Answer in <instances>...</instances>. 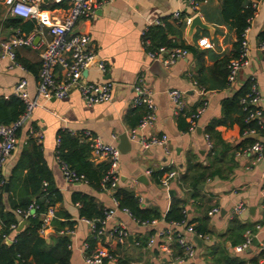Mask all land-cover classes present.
Here are the masks:
<instances>
[{
	"label": "crops",
	"instance_id": "crops-1",
	"mask_svg": "<svg viewBox=\"0 0 264 264\" xmlns=\"http://www.w3.org/2000/svg\"><path fill=\"white\" fill-rule=\"evenodd\" d=\"M0 0V7H2ZM190 0H111L101 4L95 15L88 20L83 18L77 21L76 28L80 32H87L91 35L92 46L95 51L97 61L105 65V72L97 69L96 64L88 67L85 78L89 81L108 80L113 83L112 98L110 101L94 105H87L75 90L70 91L62 99L51 98L45 100L39 98V105L34 108L30 118L17 131V145L11 156L2 168L4 184L7 183V190L4 189L2 200L5 209L10 208V202L16 198L24 189L25 179L28 178L29 164L36 161V156L32 153V144L28 143L29 138H34L28 133V128L33 127L40 130L41 157L38 165H45L47 178L44 179L49 186L58 190L62 195V200L54 204L56 209L55 218L58 212H68L74 221L71 227L65 226L63 229L55 230L52 220V227L47 235L43 237L49 246H52L56 238L62 234H67L69 238L68 249L71 251L69 264H86L83 253L80 250L83 242L89 243V248L85 254L92 253L96 243L89 225L79 217V204H73L70 200L71 194L75 191H85L93 196L95 201L101 203L103 210L114 209L113 221L123 223L131 236V241L127 238V243L119 245L114 241L105 242L110 252L116 256L115 261L105 259L104 264H120L119 256L125 250L132 258L127 264H163L168 262L157 246L147 247L150 235L158 228L167 227L168 223L163 219V215L168 210L171 200L175 197L186 200L187 218L197 221L198 217L212 207H218L219 211L211 216L207 214L208 234L206 237H192L196 247L195 259H190L181 264H213L210 250H218L223 245L231 255L243 260L246 264H263L260 252L264 249V231L257 232L252 240V244L245 250H237L235 247L244 240V232L241 234L242 240L232 244L229 239V226L231 220L236 219L241 223L252 226L256 222L264 220V183L262 179V169L264 167V51H261L257 44L259 35L264 29V0H258L257 10L250 22L247 39L250 45V56L248 65L242 68L236 76L231 86L219 88L217 83L221 77L217 74L215 64L219 59L230 58L236 52L234 44L237 36L233 29H228L224 25H216L207 22L202 14V10L210 12L219 9L220 0H205L197 10H193L189 5ZM43 4L50 5L46 0ZM180 9L182 17L199 14L202 20L211 29L203 30L198 27L192 34L187 35L188 24L180 30L178 24L173 19H166L162 25L166 38L172 43H180L197 47V52L189 50V55L177 60L168 67H164L158 60L148 57L141 45V31L148 20L154 18H165L172 11ZM0 15V37L6 38L10 28H5ZM33 21V20H23ZM34 22V21H33ZM170 24V28L166 27ZM33 28L30 30H34ZM153 28V37L158 34L159 27ZM30 31H28L30 33ZM208 37L213 46L203 48L196 46L199 37ZM47 39L48 36L35 35L36 43L40 39ZM153 40V39H151ZM156 45L155 41H151ZM16 62L20 59L31 63L39 62L38 50L33 46H19L16 49ZM96 61V62H97ZM141 75L143 80L153 91V101L156 104V120L151 129L144 128V134L167 133L171 154L165 155L161 148H143L136 141L131 142V149L127 153H121L118 168L117 186L132 189L141 198L145 207H154L161 212V218L155 224H142L131 218L127 213L114 206L110 191L102 189L94 190L86 182H67L62 176L59 163L56 161L55 152L57 138L60 131L81 132L89 130L99 135L104 142L113 143L116 146L122 133L136 126H131L132 122L140 117L143 107H134L131 103L133 97L132 84L137 76ZM250 77H254L258 83L260 93V104L263 110L261 126L253 128L254 131L241 134L239 124L234 120L222 119L221 106L225 98L231 97L240 91ZM20 78L27 81L26 91L29 97L36 96L37 74L29 71L28 68L11 65L7 58H0V97L8 99L13 95V87ZM192 80L201 81L207 92L201 94L195 90ZM169 88H178L185 92L186 113L192 112L204 99L207 101L205 109L196 119L195 129L190 131L180 130L178 127V117L173 113L166 91ZM184 117V116H183ZM234 117V114H232ZM185 122L188 123L185 118ZM213 128L218 137L224 141L228 147H217L218 160L212 163L213 168H219L220 174L206 179L202 188H199V199L203 206L197 207L194 201L188 200L185 188L180 184V176L191 163H211V149L213 140L205 138L208 135V128ZM245 131V132H246ZM244 136H253L262 146V158L260 161L251 164L253 155H239ZM128 137V136H127ZM118 147V146H117ZM95 165L106 164L103 159L92 160ZM103 163V164H102ZM150 170V173L147 171ZM176 170L179 173V180H172L168 187H161L153 180V171ZM162 174V175H163ZM144 176V178H141ZM143 179V180H141ZM136 180V182H134ZM43 181V180H42ZM13 189L9 190L10 184ZM4 188V185H3ZM8 192V194H7ZM243 203L246 210L238 215L231 214L232 208L237 203ZM19 210V209H18ZM27 220V219H26ZM26 220L19 218L18 224ZM62 220V219H61ZM110 225V223H108ZM18 227V225H17ZM16 229V232L20 231ZM1 228V226H0ZM246 229V230H247ZM13 235L4 236L2 241L7 245L13 242ZM147 238L146 245L137 248L139 239ZM108 241V242H107ZM69 245L71 247H69ZM179 248V247H178ZM181 249H175L178 254ZM32 262V261H31ZM33 263V262H32Z\"/></svg>",
	"mask_w": 264,
	"mask_h": 264
},
{
	"label": "built area",
	"instance_id": "built-area-1",
	"mask_svg": "<svg viewBox=\"0 0 264 264\" xmlns=\"http://www.w3.org/2000/svg\"><path fill=\"white\" fill-rule=\"evenodd\" d=\"M53 7H42L43 0H2L1 4L4 8V15L1 20L8 17H16L22 20H33L34 30L25 32L21 27L10 28V32L6 38L0 37V58H7L11 65L24 67L16 62V49L19 46H33L38 50L40 59V67L37 74L36 96L31 98L26 91L27 81L20 78L13 87V95L20 98L25 107L19 117L10 123H0V191L3 188L4 180L2 177V168L15 150L17 145V131L30 118L35 107L39 105V98L49 100L51 98L62 99L75 90L79 93L81 99L87 105H94L102 102L110 101L112 98L113 83L108 80L89 81L85 78L83 71L89 63L95 59V51L92 46L91 35L87 32L77 30V21L81 18L88 20L95 15L96 9L103 3L111 0H47ZM205 0H190L189 5L195 11L198 6ZM257 1L252 6L257 10ZM195 15V14H193ZM192 16L182 17L181 10L172 11L165 18H154L148 20L141 31V45L149 58L158 60L164 67H168L177 60L183 59L189 55V50L185 47L174 46L167 47L164 45L152 47L151 41L145 36L147 30L151 26L162 25L166 19L183 21L190 23ZM252 18L249 19L247 27L242 33L239 53L236 57L230 59L227 68V86H231L235 81L237 73L248 65L250 56V45L247 39L248 28ZM46 35L47 39H40L34 42L35 35ZM196 46L209 48L213 44L208 37H199L196 40ZM258 48L264 51V42H258ZM97 69L105 72V65L101 61L95 62ZM249 90L241 98L243 109L247 110V121H255L261 126L263 110L260 104V93L258 83L254 77H250ZM195 90L203 94L207 92L200 87L196 80H192ZM133 97L131 103L134 107H143L144 114L136 126L130 128L128 133L129 141H136L143 148L159 147L165 155L171 154L169 145V136L167 133L160 134H144V128L151 129L154 127L156 120V104L153 101V91L149 85L145 83L141 75L137 76L132 84ZM169 103L176 115L184 116L188 121V130L195 129L196 119L207 105L206 100L191 112L186 113V103L184 100L185 92L178 88H169L166 91ZM254 131L253 129L249 132ZM72 135L80 136L82 140L89 143L90 154L92 160L103 159L108 168L102 179V187L110 191L112 200L116 208L121 209L134 219L128 208L118 206V200L113 196L114 188L118 183V168L120 163L121 152L119 148L113 144L104 142L99 135L89 130L81 132L68 131ZM28 133L33 136L37 143L41 142V132L33 127L28 128ZM245 133H248L247 131ZM208 142V135L205 134ZM59 136L57 138V145ZM210 146V142H208ZM263 146L259 141H255L249 147L238 152L239 155L252 154L251 164L258 162L262 158ZM56 161L60 165L61 173L67 182H85V177L78 174L72 169L57 153L55 152ZM151 171L148 170L147 173ZM262 179L264 183V167L262 169ZM179 180V173L176 170L166 171L160 180V186L165 188L169 186L170 181ZM136 182V180H134ZM47 183L44 182V186ZM139 202L141 198L137 195ZM246 210L243 203L239 202L232 208L231 214L238 216ZM55 207L48 206L44 211L41 210L39 204L33 200L26 208L19 209L21 220L31 217H40V226L38 234L47 235L52 227V220L55 218ZM218 207H212L207 211L209 216L217 213ZM183 213L186 215L184 219L179 221H167V227L158 228L150 235L147 241V247L152 248L154 245L159 248L162 254L167 257L171 264H181L182 262L196 257L195 242L192 237L188 238L185 234L204 238L206 235L197 234L187 218V211L184 207ZM114 209H104L102 218L87 219L81 218L89 225L90 232L95 239V247L90 254H85L89 248L88 242H83L80 250L83 253V259L86 264H104L105 259L115 261L114 256L109 248L105 245L106 240H112L119 245L127 243L128 231L126 226L118 221H113ZM135 220V219H134ZM158 219H153L142 224H155ZM110 223V225H108ZM14 228V224L11 225ZM264 231V220L256 222L252 229L244 232V240L235 248L237 250H245L252 244L253 237L257 232ZM107 241V242H108ZM177 245L181 249V254L174 253V247ZM69 247H71L69 245ZM21 264H34L30 260H22ZM58 264V263H55ZM195 264V263H193ZM264 264V260H263Z\"/></svg>",
	"mask_w": 264,
	"mask_h": 264
},
{
	"label": "trees",
	"instance_id": "trees-1",
	"mask_svg": "<svg viewBox=\"0 0 264 264\" xmlns=\"http://www.w3.org/2000/svg\"><path fill=\"white\" fill-rule=\"evenodd\" d=\"M254 1L258 0H220V7L213 12L203 9L202 14L207 22H211L216 25H224L228 29H233L236 33L237 40L234 44L236 52L230 58H222L215 64L217 70V75L221 77L217 86L219 88L227 87V65L230 59L236 57L239 53L240 42L242 40V33L247 27L249 19L253 18L256 9L252 6ZM54 5L42 4V7L49 8ZM178 27L183 29L186 23L183 21H177ZM4 27L15 28L21 27L23 31H30L33 26V21H23L20 18L8 17L3 20ZM167 24L166 27H169ZM158 28L157 33L162 31L161 36H157V39L153 37V28L150 27L145 36L150 39V41H155L157 46H167L174 47L180 46L185 47L188 50L197 52V47L172 43L166 38L163 28L160 26H155ZM170 28V27H169ZM260 39L258 42H264V29L259 35ZM153 39V40H151ZM20 64L24 68L33 71L38 74L40 67V61L31 63L29 61L20 59ZM40 60V59H39ZM197 81V80H196ZM200 87L206 90V87L201 81H197ZM249 81L247 84L237 93L233 94L231 97L225 98L221 106L222 119L220 122H225L226 120H234L239 124L241 134L245 133L246 130L257 128L255 121H247V110H244V105L241 103V98L249 90ZM23 101L12 95L8 99L0 97V123H10L16 120L19 115L24 110ZM191 112H188V114ZM132 122L131 126L136 125L142 115ZM234 114V117H232ZM178 127L180 130H187L188 123L185 122V117H178ZM209 138L213 140V147L211 149V163L204 165L202 163H191L188 165L186 171L180 176V184L185 188V193L188 200L194 201L193 204L197 207L203 206L201 199H199V189L198 186L204 184L206 179L212 178L219 175L220 169L213 168L212 163L218 160L217 157V147L220 146L227 148L228 145L218 137V133L211 127L207 129ZM59 143L56 146V151L59 156L78 174H82L85 177V182L94 190L101 191L105 189L102 187V179L108 168V164L95 165L91 161L90 146L85 140H82L80 136L72 135L68 131L59 132ZM256 141L253 136H244L241 144V148L237 152H241L242 149L249 147ZM29 144H32L31 156H36V161L29 164V174L28 178L25 179L24 189L20 194L16 196L14 201L8 198L10 202V208L5 209L2 196H4V188L0 191V264H21L22 260H30L34 264H69L71 251L68 249L67 245L69 238L67 234H62L56 238L55 243L49 246L46 240L38 235V228L40 226V217H31L26 220L25 225L20 231L16 232V227L20 218L18 209L26 208L33 200H35L42 211L48 206H54L57 201L62 200L61 193L50 187L49 183L44 180L47 178L45 174V165H38V159L41 157L40 144L36 143L35 138H29ZM163 171H153V180L159 183L160 177ZM43 180V181H42ZM44 182L47 183L44 186ZM13 189V184L11 182L9 190ZM8 194V192H7ZM113 196L118 200V206L121 208H128L132 213L134 219L138 223H144L151 221L153 219H160L161 212L154 207H145L139 202L137 195L132 189L127 187L117 186L114 188ZM70 200L73 204L78 203V211L80 218L94 219L103 217V207L101 203L95 201L94 197L89 195L85 191H75L71 194ZM186 206V200L182 198H173L171 204L163 215L165 221H179L185 218L183 209ZM57 217L61 219H54L53 225L55 230L63 229L65 226L71 227L74 221L70 220L71 215L68 212H58ZM193 224V229L197 234H208L207 227V214L200 215L197 221L190 220ZM14 224V228L11 225ZM248 226L244 223L239 222L236 219L231 220V225L229 226V239H231L232 244H236L242 240L241 234ZM13 235V242L11 245H7L2 241L4 236ZM139 244L137 248L146 245L147 238L139 239ZM175 249H179L175 245ZM180 252V250L178 251ZM211 260L213 264H246L243 260L238 259L236 256L231 255L225 246L223 245L218 250H210ZM179 255L181 254L178 253ZM260 257L264 259V249L260 252ZM132 258L129 253L125 250L122 252L121 256L118 258L120 264H127ZM163 264H171L169 262H164ZM176 264V263H174Z\"/></svg>",
	"mask_w": 264,
	"mask_h": 264
},
{
	"label": "water",
	"instance_id": "water-1",
	"mask_svg": "<svg viewBox=\"0 0 264 264\" xmlns=\"http://www.w3.org/2000/svg\"><path fill=\"white\" fill-rule=\"evenodd\" d=\"M44 2H46V0H43ZM198 27L200 29H203V30H210L211 29V25H209L208 23L204 22L201 18V16L199 14H195L193 15V17L191 18L190 20V23L188 24V30H187V35H191L192 32L194 31V29ZM34 42L36 43V40L34 39ZM97 61V57H95V59L93 61H91L89 63V65L87 66V68L83 71V74L85 75L86 72H87V69L89 66H91L92 64H94L95 62ZM118 148L120 150L121 153H127L128 151H130L131 149V142L129 141L126 133H122L120 135V138H119V143H118ZM141 178H144V176H142ZM143 180V179H141ZM203 185H199V188H202ZM7 183L4 184V189L7 190ZM25 221H21L19 224H18V227H17V230H19L21 228V226L24 224ZM195 239L197 240V242L199 243L200 240L195 237ZM128 240L131 241V236L129 235L128 236ZM254 243H256V239H253ZM257 244V243H256Z\"/></svg>",
	"mask_w": 264,
	"mask_h": 264
},
{
	"label": "rangeland",
	"instance_id": "rangeland-1",
	"mask_svg": "<svg viewBox=\"0 0 264 264\" xmlns=\"http://www.w3.org/2000/svg\"><path fill=\"white\" fill-rule=\"evenodd\" d=\"M0 15L3 16L4 15V8L0 7Z\"/></svg>",
	"mask_w": 264,
	"mask_h": 264
}]
</instances>
